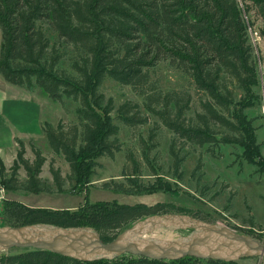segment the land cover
<instances>
[{"label": "trees", "instance_id": "1", "mask_svg": "<svg viewBox=\"0 0 264 264\" xmlns=\"http://www.w3.org/2000/svg\"><path fill=\"white\" fill-rule=\"evenodd\" d=\"M0 28V74L8 83L30 92L42 89L62 106L68 101L79 105L76 122H46L43 126L52 152L64 158L70 173L64 177L52 161L53 185L44 180L41 174L47 158L35 147L34 159L26 158L25 144L18 140L20 148L12 166L7 169L0 161V184L7 191L61 193L66 184L91 185L100 166L98 160L122 150L116 121L133 129L149 123L150 116L140 104L127 101L116 107L113 99L105 96L102 88L107 80L130 86L144 99L146 112L173 133L169 152L174 179H184L182 166L188 149L207 147V152L217 157L226 145L242 148L244 159L264 174L256 119L246 112L261 99L257 88L261 86L259 63L263 57H256L250 32L264 39V0H0ZM162 62L183 74L187 84L163 91L152 78ZM127 158L136 165L132 177L127 183H105L104 188L129 195L172 190L173 183L158 175L153 166L156 180L141 181L136 177L139 168L134 155ZM202 167L199 159L192 172L198 184ZM21 169L26 172L25 180L19 177ZM170 213L213 223L171 203L149 206L87 201L69 210L34 208L7 200L0 226L92 228L107 243L139 220ZM0 264L238 263L193 257L85 262L50 251L22 249L1 255Z\"/></svg>", "mask_w": 264, "mask_h": 264}, {"label": "rangeland", "instance_id": "2", "mask_svg": "<svg viewBox=\"0 0 264 264\" xmlns=\"http://www.w3.org/2000/svg\"><path fill=\"white\" fill-rule=\"evenodd\" d=\"M250 33L256 50L255 55L257 58L263 57V61L259 63L261 86L257 88L261 99L254 108L246 112L250 118L256 119L257 137L262 144L261 150L264 156V39L255 32ZM2 43L3 34L0 28V50ZM152 78L165 92L182 88L187 84V78L172 69L166 62L160 63L152 72ZM102 92L107 98L113 99L116 107L127 101L140 104L144 114L150 116L149 123L133 129L116 121L120 127L119 138L123 143L122 150L114 157H103L98 160L100 166L92 178L91 185L66 184L65 192L61 193H34L26 190L8 192L6 190L3 194L4 198L0 196V225L4 223V203L12 198L29 207L69 210L77 209L87 201L90 203L109 201L129 205L144 203L149 206L171 203L186 208L213 223L232 229L237 228L238 232L243 234L251 231L255 234L254 238L264 242V174L259 172L258 167L244 159L242 148L234 145L222 146L217 157L209 154L207 147L188 149L189 154L182 166V171L185 172L184 179L178 181L171 173L172 159L169 152V145L174 135L157 118L146 112L144 99L136 95L130 86L120 85L113 80H107L104 83ZM78 106L72 101L62 106L49 98L42 89L36 88L30 92L8 83L0 74V147L3 148L0 155L8 159L13 153L14 143H17L19 151L18 140H22L25 144L26 158L34 159V147L40 149L47 158L41 174L44 180H48L53 185L50 172L52 161L66 177L70 173L69 165L62 156L52 152L43 132V126L46 122L54 125L60 122L64 125L76 122L75 110ZM152 129L153 137H151ZM130 154L134 155L139 168V174L136 177L145 183L154 182L157 172L158 175L173 183L172 190L152 195H129L104 188L105 183H127V178L132 177L136 165L133 160L127 158ZM199 159L203 167L198 175L203 176L198 184L197 178H192V172ZM152 166L155 167L156 172ZM124 170H127L125 173L127 176H123ZM19 177L21 180L26 179L24 169H21ZM190 232L180 227H169L161 229L160 234L174 236L188 235ZM19 252H22L21 248H13L0 252V257ZM122 257L133 258L134 256ZM237 263L264 264V259L247 258Z\"/></svg>", "mask_w": 264, "mask_h": 264}, {"label": "water", "instance_id": "3", "mask_svg": "<svg viewBox=\"0 0 264 264\" xmlns=\"http://www.w3.org/2000/svg\"><path fill=\"white\" fill-rule=\"evenodd\" d=\"M190 230L188 235L160 234L163 228ZM13 248L50 251L79 261L117 259L124 255L150 260H199L238 262L264 259V242L219 223L185 214L153 215L139 220L111 242H104L92 228L51 225L0 226V252Z\"/></svg>", "mask_w": 264, "mask_h": 264}, {"label": "crops", "instance_id": "4", "mask_svg": "<svg viewBox=\"0 0 264 264\" xmlns=\"http://www.w3.org/2000/svg\"><path fill=\"white\" fill-rule=\"evenodd\" d=\"M2 149L3 148L0 147V152H1ZM17 153H18V145H17V143H14L13 153L9 155V157H8L9 160L6 157L0 155V161H2L4 163V165L6 166L7 169H9L12 166L13 161L17 157ZM8 192H10V191H8ZM8 200H13V198L12 199H8ZM245 264H249V263H245Z\"/></svg>", "mask_w": 264, "mask_h": 264}, {"label": "built area", "instance_id": "5", "mask_svg": "<svg viewBox=\"0 0 264 264\" xmlns=\"http://www.w3.org/2000/svg\"><path fill=\"white\" fill-rule=\"evenodd\" d=\"M5 192H6L5 187H4L3 185L0 184V193H1L0 196H2L1 198H4V197H3V194H5ZM5 198H6V197H5ZM261 259H262V258H261Z\"/></svg>", "mask_w": 264, "mask_h": 264}]
</instances>
